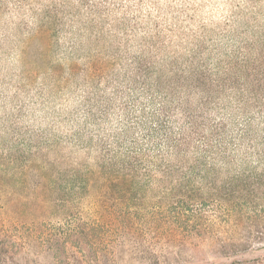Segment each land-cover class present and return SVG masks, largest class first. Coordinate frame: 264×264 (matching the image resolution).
Returning a JSON list of instances; mask_svg holds the SVG:
<instances>
[{
  "label": "trees",
  "instance_id": "obj_1",
  "mask_svg": "<svg viewBox=\"0 0 264 264\" xmlns=\"http://www.w3.org/2000/svg\"><path fill=\"white\" fill-rule=\"evenodd\" d=\"M261 48L244 41L204 60L196 47L180 67L133 64L107 83L111 96L87 93L74 136L93 162L77 200L58 215L1 219L0 264H264L246 257L264 250V197L246 192L264 191ZM111 117L107 135L89 133ZM204 243L211 259L196 260Z\"/></svg>",
  "mask_w": 264,
  "mask_h": 264
},
{
  "label": "rangeland",
  "instance_id": "obj_2",
  "mask_svg": "<svg viewBox=\"0 0 264 264\" xmlns=\"http://www.w3.org/2000/svg\"><path fill=\"white\" fill-rule=\"evenodd\" d=\"M213 2L226 5L228 14L204 23L189 14L198 8L172 7L204 0H0V220L22 211L39 218L44 211L58 215L77 200L74 191L84 182L80 171L93 162L78 152L74 136L81 131L87 93L100 89L111 96L107 83L121 79L133 64L175 61L180 67L196 47L206 60L215 50L231 51L244 41L255 49L264 46V0ZM9 3L27 7L36 24L21 21L10 29L4 20ZM161 3L168 7L158 8ZM145 4L156 7L155 16L143 11ZM111 118L104 129L91 126L89 133L107 135L117 123ZM95 190L93 180L83 189ZM164 192L137 193L150 199ZM246 192L264 197V191ZM40 199L47 201L46 209ZM204 244L191 252L196 260L211 259L214 247Z\"/></svg>",
  "mask_w": 264,
  "mask_h": 264
},
{
  "label": "clouds",
  "instance_id": "obj_3",
  "mask_svg": "<svg viewBox=\"0 0 264 264\" xmlns=\"http://www.w3.org/2000/svg\"><path fill=\"white\" fill-rule=\"evenodd\" d=\"M157 7L160 9H166L168 5L161 3ZM172 7L173 8L183 7L188 9L192 7H196L199 9V11L189 14L195 15L197 22L203 21L204 23H208L209 18L213 20H220L223 18V16H226L228 14L226 5L214 3L213 0H204L203 5L177 3V4H173ZM133 8L135 9V5H133ZM7 9L8 11L4 17V20L7 22L10 29H15L16 25L19 24L21 21L26 22L29 27H32L36 24L35 17L32 16L31 12L27 7L21 8L20 6L14 3H9L7 5ZM156 10H157L156 7H153L152 5L149 4H145L143 6V11L145 13L150 11L152 12L153 16L156 15ZM37 11H39V9H37ZM221 12H223V16L221 15ZM132 14L135 15L136 14L135 11Z\"/></svg>",
  "mask_w": 264,
  "mask_h": 264
}]
</instances>
